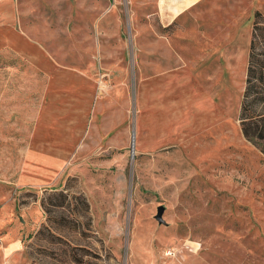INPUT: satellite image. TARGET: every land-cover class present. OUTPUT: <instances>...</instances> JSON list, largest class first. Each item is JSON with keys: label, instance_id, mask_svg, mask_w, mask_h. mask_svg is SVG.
<instances>
[{"label": "rangeland", "instance_id": "obj_1", "mask_svg": "<svg viewBox=\"0 0 264 264\" xmlns=\"http://www.w3.org/2000/svg\"><path fill=\"white\" fill-rule=\"evenodd\" d=\"M159 1H12L29 41L94 79V118L52 173L27 168L53 139L34 133L47 74L0 49V263L264 264V155L237 119L264 0H203L167 26Z\"/></svg>", "mask_w": 264, "mask_h": 264}, {"label": "crops", "instance_id": "obj_2", "mask_svg": "<svg viewBox=\"0 0 264 264\" xmlns=\"http://www.w3.org/2000/svg\"><path fill=\"white\" fill-rule=\"evenodd\" d=\"M13 0H0V49L10 47L23 52V49L32 51L31 59L40 66L47 74V81L43 92L42 102L37 116L34 133L44 135L46 132L39 131V126L50 129L48 139H53L46 144H35L33 140L27 147L26 166H44L51 169L61 165L65 153L72 146L73 141L79 137L89 136L91 133L94 107L89 102L93 97L94 79L85 71L78 69H60L58 64L43 49L29 41L23 32L17 27L16 17L12 10ZM203 0H160L156 3V15L163 26L176 23L178 17L191 11ZM168 11V13H167ZM92 88V90H91ZM73 97L66 100L67 95ZM72 113V120L67 119ZM89 121L88 129L84 124ZM38 129V130H37ZM49 131V132H50ZM54 131V132H52ZM39 149V150H38ZM33 150L40 152L39 162H30L33 158ZM34 160V161H35Z\"/></svg>", "mask_w": 264, "mask_h": 264}, {"label": "trees", "instance_id": "obj_3", "mask_svg": "<svg viewBox=\"0 0 264 264\" xmlns=\"http://www.w3.org/2000/svg\"><path fill=\"white\" fill-rule=\"evenodd\" d=\"M237 119L242 136L264 155V18L257 9Z\"/></svg>", "mask_w": 264, "mask_h": 264}, {"label": "water", "instance_id": "obj_4", "mask_svg": "<svg viewBox=\"0 0 264 264\" xmlns=\"http://www.w3.org/2000/svg\"><path fill=\"white\" fill-rule=\"evenodd\" d=\"M163 205L160 204L157 206V209H156V214H155V218L158 220V221H162V217H161V214H162V210H163Z\"/></svg>", "mask_w": 264, "mask_h": 264}, {"label": "built area", "instance_id": "obj_5", "mask_svg": "<svg viewBox=\"0 0 264 264\" xmlns=\"http://www.w3.org/2000/svg\"><path fill=\"white\" fill-rule=\"evenodd\" d=\"M0 264H3V263H0Z\"/></svg>", "mask_w": 264, "mask_h": 264}]
</instances>
